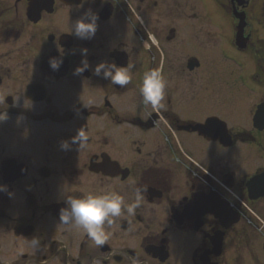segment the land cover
Here are the masks:
<instances>
[{"label":"flooded vegetation","instance_id":"1","mask_svg":"<svg viewBox=\"0 0 264 264\" xmlns=\"http://www.w3.org/2000/svg\"><path fill=\"white\" fill-rule=\"evenodd\" d=\"M30 8L39 16L29 15ZM88 10L99 17L96 34L78 39L74 21ZM242 53L252 57L253 72L242 71ZM229 54L240 70L223 66L220 59ZM50 55L68 62L64 75L57 73L64 61L58 71L43 64ZM83 61L88 68L74 74ZM101 62L130 65L129 83L120 87L95 75ZM149 69L162 70L165 81L157 109L145 105L140 92ZM233 75L237 79L229 80ZM245 76L264 81V0H0V185L6 188L0 235L8 218L12 246L19 236L29 246L36 237L43 247L15 251L13 264H142L147 257L182 264L188 244L189 258L199 264L221 227L203 213L212 190L247 204L240 208L243 224L228 230L226 240L232 229L249 231L247 218L259 225L264 196L251 198L247 183L264 172L256 152L264 154V129L255 128L253 115L251 127L243 125L240 102L253 92L238 81ZM214 117L230 143L210 138L211 129L224 134L210 125ZM81 127L87 142L62 149ZM211 142L224 147L222 153H211ZM239 142L253 146L248 173ZM137 190L135 214L122 207L111 217L102 246L82 228L60 223L68 196L114 191L132 204ZM161 250L168 252L164 261ZM221 254L209 256L223 264Z\"/></svg>","mask_w":264,"mask_h":264},{"label":"clouds","instance_id":"2","mask_svg":"<svg viewBox=\"0 0 264 264\" xmlns=\"http://www.w3.org/2000/svg\"><path fill=\"white\" fill-rule=\"evenodd\" d=\"M98 18V15L91 10L84 12L79 19L74 21L72 35L82 40L94 38L98 27ZM152 42L156 43L154 38H152ZM81 54L86 56L87 49H82ZM62 63V58L52 57L49 60V65L54 71H58ZM87 68L88 66L86 67L83 61L82 66L77 67L74 74L78 75ZM130 71V65L119 66L115 62L111 64L101 62L95 68V75L101 76L102 74L103 78L109 80L112 85L123 87L129 83ZM164 89L165 81L162 70L149 69L144 72L140 92L145 105L151 104L154 109H157L163 99ZM87 140L86 130L81 127L71 142L63 141L61 143V148L68 150L71 143H78L82 147ZM5 190V186L0 185V191ZM139 199V190H137V201L132 204H126L123 197L114 191L87 193L81 197L68 196L65 199L66 207L62 208L60 212V223L69 227L82 228L96 246H102L107 240L105 224L111 227L113 224L111 217H119L122 207L128 215H134L139 206ZM30 243L33 249L39 250L40 240L38 238L33 237Z\"/></svg>","mask_w":264,"mask_h":264},{"label":"rangeland","instance_id":"3","mask_svg":"<svg viewBox=\"0 0 264 264\" xmlns=\"http://www.w3.org/2000/svg\"><path fill=\"white\" fill-rule=\"evenodd\" d=\"M231 56V57H230ZM236 56L234 55H225V57H221V63L226 69L233 70L235 69L240 70L237 68V63L236 62ZM238 62H241L244 68H241L242 71L243 69L245 72L251 71L253 72V59L250 57L249 54L242 53L239 55V58L237 60ZM241 65V66H242ZM228 73V72H227ZM236 73V72H235ZM236 75V74H235ZM246 77V76H245ZM234 78V80L237 79V76H231L229 80ZM241 83H243L244 86L246 87H253V92L251 91V94L247 96L244 100H241V118L244 127H251V117L254 115V109L255 106L258 102L264 100V81L263 83L255 80L253 78V81L246 77L243 80H238ZM253 82V83H252ZM250 92V91H249ZM244 102H248V116H243L244 109L246 108V104ZM253 109V112H252ZM253 113V114H252ZM209 145V149L212 152L217 153H222L224 147H222L219 143L216 142H211ZM237 149L239 150L240 154V164L243 167V169L250 171L253 167V146L249 143L245 142H239L237 144ZM260 150V149H259ZM258 149L256 150L257 152V162H260L262 160V156L264 158V154H262L261 151ZM238 154V156H239ZM264 164V161H262ZM249 215L251 213H248ZM259 216V217H258ZM257 219L259 221V225H250L248 226L249 231L247 232L248 235L240 234L238 230L234 231L233 229L230 232L229 238L226 240L225 245V250L223 254H221V260L223 264H264V215H258ZM9 222L8 218L7 219H2L1 221V226H2V235L1 236V242H2V249L0 250V264H13L14 259L16 257L15 251L17 253V256H19L23 252H28L32 251L34 253L37 252H42L43 247L40 245L39 250L33 249L32 246H29L26 242H21L23 238L18 236V246L15 248L12 246V237L13 233L8 232L6 230L7 223ZM243 223H238L237 226L238 228L242 225ZM245 224V223H244ZM5 231V232H4ZM244 239V240H243ZM176 244V243H175ZM241 244V245H239ZM192 244H188L186 251L188 253H185L188 256V259L186 261H182V264H194L192 262V259L189 258L190 256V248ZM142 264H159L157 263L154 259H150V257H147L144 263ZM179 264V262H178Z\"/></svg>","mask_w":264,"mask_h":264},{"label":"water","instance_id":"4","mask_svg":"<svg viewBox=\"0 0 264 264\" xmlns=\"http://www.w3.org/2000/svg\"><path fill=\"white\" fill-rule=\"evenodd\" d=\"M243 26L244 24L242 23L241 27L243 28ZM210 122H211L210 125H213L214 127H216L214 128V130H217V128L218 129L221 128L220 129L222 130L221 132L224 133V134H219L220 135L219 136L218 134H215L213 130L211 129L209 133L210 137L211 138L219 137L222 141H225L226 143H230L229 135L225 134V130L222 128L224 127L223 122L222 121L220 122V119L219 118L216 119L215 117L212 118ZM254 123L258 128L264 129V102L258 106V109L254 117ZM8 164L9 162H7L4 167V174H5L6 180H10L11 178L9 175L11 174L10 173L11 168ZM248 186L250 190L249 193H251L252 198H258L264 195V172L253 176L248 181ZM200 198L201 197L198 196V199H196L198 203L202 201ZM204 206L206 208L203 213H206V212L213 213L216 217L220 218L222 225H225L227 228H229L231 224H234L240 219L239 212L234 211L231 205L227 201L221 200L219 196H208L207 198L204 199ZM19 232H21V230H19ZM223 234H225L224 231H221V230L217 231L216 235L213 238L214 248L211 250V252H208V253L206 252L203 255L202 264H219L218 262L211 260L209 253H215L216 255L221 254L223 250L222 244L224 241ZM162 255L163 256L161 258L166 259L168 254L163 252Z\"/></svg>","mask_w":264,"mask_h":264}]
</instances>
